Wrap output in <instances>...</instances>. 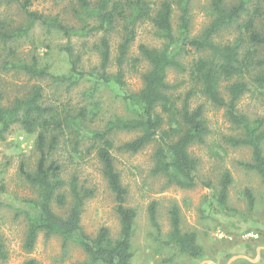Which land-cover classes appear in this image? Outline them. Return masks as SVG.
<instances>
[{
	"label": "rangeland",
	"instance_id": "rangeland-1",
	"mask_svg": "<svg viewBox=\"0 0 264 264\" xmlns=\"http://www.w3.org/2000/svg\"><path fill=\"white\" fill-rule=\"evenodd\" d=\"M148 1L153 9H157L164 0ZM169 1L172 5L171 24L174 31H178L184 0ZM239 1L226 0V3L231 6ZM210 2L190 1L187 14L191 37L199 36L211 22ZM247 8L251 14L255 8L261 10L264 0H248ZM28 11L57 17L70 27H81L77 19V0H31ZM245 19L242 14L238 21L220 30L214 38L215 43L232 44L245 38ZM0 20L18 27L27 22V17L19 3H11L1 6ZM90 23L94 24L93 21ZM255 25L258 29L262 27L259 19ZM124 26L125 23L117 21L109 33L99 31L67 39L36 23L28 34L20 35L13 43L0 42V106L10 107L16 98L25 97L33 87L40 88V102L50 110L46 118L54 116L63 124V129L57 128L52 133L58 137L59 143L48 159L59 166L58 174L65 184L60 192L66 196L67 203L64 206L53 203L52 210L62 218L68 217L73 203L70 192L73 181L80 191H91L92 195L82 207L80 226L92 240L102 228H106L109 238L116 241L121 234V224L114 194L109 190L96 155L99 143L81 138V131L84 136V132L102 131L116 118L123 121L141 118L140 107L131 99L143 88V75L149 70L139 46L161 48L164 42L155 35L149 19L137 23L123 65L118 66L119 46L128 35ZM102 37L108 39L110 48L106 71L108 81L99 77L100 56L96 47ZM247 47L248 44L245 43V48L243 44V49ZM205 55L207 52L187 47L179 57L184 69L170 68L166 74L171 87L169 94L177 106H181L186 93L194 89L188 100L189 106L191 109L203 106V120L209 130L203 143H192L187 148L188 154L197 160L194 187L181 188L170 183L164 175L153 173L158 139L136 153H126L116 148L134 140L140 132L113 131L110 134L114 142L111 151L113 164L127 190L124 205L135 212L130 241L131 264H228L231 261L232 264H249L240 260L244 256L257 258L259 264H264V182L255 170L245 167L252 162V149L230 142L231 139L244 138L242 127L229 121L224 108L210 103L189 76L194 61ZM34 56L39 67L47 68L53 76H69L71 62L78 59V70L84 76L72 85L69 80L59 83L51 77L32 79L5 63V60L30 63ZM119 73L121 85L114 80ZM257 74L259 71L252 69L242 77L223 80L219 90L227 100L228 86L245 83L247 91L237 102L236 111L245 116L251 126L254 122H261V131L264 130V87H258L254 81ZM81 112H85L84 116L80 115ZM162 117V130H168L169 121L164 114ZM36 136L27 134L19 124H13L0 138V245L4 254L0 264H25L29 260H34L35 264H94L77 241L60 235L47 236L40 232L33 249L27 251L24 248L28 220L36 212L34 205L39 201V190L25 180L20 169L22 167L31 174L36 171L39 159ZM159 136L160 132L157 138ZM76 142H79L78 146ZM262 153L264 156V142ZM226 172L232 182L225 203L220 205V184ZM246 190L254 200L251 207L245 197ZM151 205L155 208L159 233L150 222ZM173 207L179 210L180 232L196 235V244L203 251L201 258L192 259L179 253L174 246L160 243L159 240H167L171 232L170 211Z\"/></svg>",
	"mask_w": 264,
	"mask_h": 264
},
{
	"label": "trees",
	"instance_id": "trees-1",
	"mask_svg": "<svg viewBox=\"0 0 264 264\" xmlns=\"http://www.w3.org/2000/svg\"><path fill=\"white\" fill-rule=\"evenodd\" d=\"M191 0H184L183 13L180 18L178 31H174L171 24L172 5L169 0L160 2L157 9H153L152 3L148 0H77V19L81 27H70L57 17H45L36 12L28 11L31 0H0V8L3 4L19 3L27 17V22L18 27L0 20V42H12L20 35L28 34L36 24L44 26L48 31L53 30L69 39L73 36L84 37L89 33L103 31L109 33L114 25L119 22L126 24L124 29L128 35L123 38L119 46L118 66L123 65L131 40L134 37V30L137 23L149 19L155 29V35L161 38V48H151L145 45L139 46L141 56L147 61L149 70L143 75V88L131 99L141 110V118L138 120L123 121L114 119L110 121L102 131L84 132L79 129L80 137L93 140L99 143L96 155L102 166V174L107 181L109 190L114 194L116 212L120 219L121 234L119 239L112 241L108 236V230L102 228L95 239H89L80 226V215L84 201L92 195L89 190L80 191L73 181L70 183V192L73 203L71 211L66 218L56 215L52 210V204L64 206L67 203L66 196L60 192L64 182L60 178L59 166L49 162V155L58 145V137L54 134L57 128L63 129V124L54 116L46 118L49 108H45L41 100V90L33 87L29 94L22 98H16L10 107L0 106V138L13 124H19L27 134H36V149L39 159L36 171L31 174L22 167L21 174L25 180L38 188L39 201L34 205L36 212L29 217L28 232L24 248L31 251L40 232L45 235H60L65 239L77 241L90 262L94 264H131L130 241L134 229L135 212L124 205L127 190L120 182V177L115 170L113 157L114 142L110 138L113 131H139L140 135L129 142L118 146L116 150L126 153H136L145 145L158 139L159 146L155 151L154 174H162L181 188H192L195 186V170L197 160L191 157L187 148L192 143H203L209 130L203 120V106L199 105L191 109L188 103L194 93L190 89L184 98L181 106H177L169 94L171 87L166 81V74L170 68L183 70L179 57L192 48L197 52H207L204 58L194 61L189 70V76L200 92L207 100L218 108H224L226 115L233 124L242 127L244 138L231 139L235 145H244L252 149V162L245 164L250 170H255L264 182V156L262 143L264 142V130L260 131L261 122H250L245 116L239 115L236 105L241 96L247 91L243 82H236L226 88L229 98L226 100L220 93L219 86L223 80H230L233 77H242L252 69L258 70L259 74L254 81L260 88L264 87V8H255L251 14L247 8L248 0L228 6L226 0H211L210 11L211 22L204 28L199 36L191 37L189 31L188 5ZM242 14L246 16L243 26L246 37L237 39L232 44L221 45L215 43L214 38L224 27L238 21ZM260 20L261 29L255 25ZM93 21L94 24H91ZM245 43L248 44L246 49ZM100 56L101 80L108 81L106 74L110 61L109 41L102 37L96 47ZM68 53L71 52L67 48ZM78 59L71 62L69 76H53L47 68L38 65L37 57H33L30 63L23 61L10 62L5 60L7 65L24 73L29 78L51 77L62 83L71 81L70 85L76 84L84 73L78 70ZM116 83L122 84L121 74L114 78ZM50 111V110H49ZM85 113V112H84ZM81 112L80 115L84 116ZM166 116L169 121L168 130H162ZM67 125V123H66ZM54 127V128H53ZM78 130V129H77ZM160 136L157 138L158 133ZM175 134V137L173 136ZM174 137V138H173ZM79 142H76V146ZM231 177L226 172L221 180L219 203L223 205L227 199L228 190L231 185ZM245 197L250 207L253 205V197L249 190L245 191ZM149 218L156 231L159 227L156 221L154 205L149 207ZM171 232L167 240H158L164 246H174L179 253L191 258H201L203 251L196 244L194 233L180 232L179 210L173 207L170 211ZM0 245V258L3 257ZM25 264H35L29 260Z\"/></svg>",
	"mask_w": 264,
	"mask_h": 264
},
{
	"label": "crops",
	"instance_id": "crops-1",
	"mask_svg": "<svg viewBox=\"0 0 264 264\" xmlns=\"http://www.w3.org/2000/svg\"><path fill=\"white\" fill-rule=\"evenodd\" d=\"M257 253H258V251H257ZM257 256H258V254H257ZM192 259H199V258H192ZM235 259H240V258L235 257ZM240 260H244V261H246L249 264H259V259L258 260H257V258L252 259V258H249L248 256H244V258L243 259H240ZM233 261H234V259H233ZM205 263L206 264H214L212 262H209V263L202 262L201 264H205ZM228 264H232V261L229 262Z\"/></svg>",
	"mask_w": 264,
	"mask_h": 264
}]
</instances>
